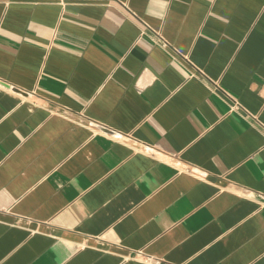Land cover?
Wrapping results in <instances>:
<instances>
[{"label":"crops","instance_id":"crops-1","mask_svg":"<svg viewBox=\"0 0 264 264\" xmlns=\"http://www.w3.org/2000/svg\"><path fill=\"white\" fill-rule=\"evenodd\" d=\"M0 264H264V0H0Z\"/></svg>","mask_w":264,"mask_h":264}]
</instances>
